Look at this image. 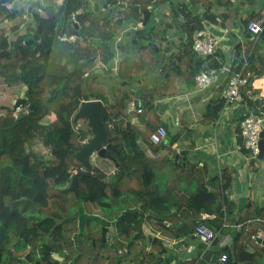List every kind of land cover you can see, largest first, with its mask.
Masks as SVG:
<instances>
[{
	"label": "trees",
	"instance_id": "trees-1",
	"mask_svg": "<svg viewBox=\"0 0 264 264\" xmlns=\"http://www.w3.org/2000/svg\"><path fill=\"white\" fill-rule=\"evenodd\" d=\"M55 1L42 0L40 7L37 4L40 10L46 11L45 16L38 12L32 14L41 28L39 40L25 44L30 35L22 33L14 39L11 48L7 47L4 36L7 32L5 21L14 18L16 11H8L5 3H0V50L8 49V53L0 57V78L8 87L20 82L30 84L25 95L27 114L21 118L22 114L0 108L4 111L0 114V264H159V255L165 253L166 249L158 238H154L152 247L155 249V245L159 246L156 253L147 250L141 224L146 219L168 236L175 239L184 237L182 229H166L162 221L165 210L170 209H160L159 205L165 207L166 203L175 200L191 208L192 214L187 215V219L191 221L193 229L197 222H202L215 233L227 232L228 229L223 226L228 216L225 195L219 190H208L199 182L188 199L181 190L183 180L188 178L185 172L196 175L198 170L189 169L171 158L168 177H156L152 166L154 160L145 155L142 144L158 148V145L149 142V135L157 126H164L169 133L159 119L158 104L155 102L160 97L175 94L174 79L184 75L189 84L192 81L196 83L195 75L202 69L211 70L218 66L210 63L202 68L201 64H195L193 34L204 26L203 19L213 18L212 7L228 9L231 2L187 0L190 7L185 2L175 7L176 0H125L128 4L152 1L154 5L168 3L172 11L177 8L180 14L179 17L175 12L180 27L179 42L166 40L164 33L158 32L153 22L148 29L131 34L130 45L136 57L131 60L125 56L117 64L116 73L110 77H115L116 82L110 86L102 79L96 61L109 63L111 67L114 51L128 50L115 46L117 35L114 38L109 33L112 24L107 20L100 22L90 18L82 36H74L70 42L63 41V48H57L54 43L57 30L62 33L66 31L63 12L66 11L69 16L72 10L85 6L84 0H63L59 5ZM51 4L58 6L57 12L51 11ZM262 5L264 8V3ZM192 7L203 10L193 14ZM129 12L135 13L132 10ZM254 16L251 13L244 19L245 27ZM171 21L174 22L173 19ZM153 38L160 41L159 47L165 45L166 53L174 47L177 50L169 53L161 62L148 45ZM259 41L264 42V29L248 55V68L255 75L264 74V59L257 53L261 45ZM51 47L53 49L49 50ZM159 61L158 74L153 76L152 88H148L146 77L153 75ZM240 65L233 63L232 71ZM108 71L113 73L110 68ZM137 81L140 83L135 88ZM88 99L101 102V111L109 125L110 142L116 146L115 151L109 152L117 165L109 178L93 166L91 176L78 178L76 195L69 189L74 173L66 177H61V174L68 169L78 170L81 167L75 153L80 144L88 139L90 130L86 119L73 121V117L81 101ZM132 102L134 107L130 109ZM223 103L221 97L207 105L204 114L207 121L219 116ZM138 108L140 112H137ZM51 113L52 119L42 122ZM133 118L144 124L143 130L134 126ZM78 123L80 126L75 129ZM237 134L242 143L240 127ZM175 139L176 135L169 138L172 142ZM33 145H42L49 156L35 150ZM254 159L257 157L250 160L252 167ZM161 178L167 179V189L156 188L154 182H162ZM203 178L205 175L201 174ZM191 182L190 177V182L185 185ZM227 182L226 178H222L223 184ZM184 191L187 192V189ZM169 194L170 197L167 196ZM80 208L87 213L91 212V208L102 211L105 220L114 222L113 232L109 233L106 225L85 228L91 219L80 220ZM148 210L162 217L148 216ZM204 213L211 217L203 218L201 214ZM174 214L178 218L177 212ZM242 214L243 222L249 216L264 219V208H257L254 203L248 202ZM144 215L146 218H143ZM95 220L99 221L97 218ZM243 234V228L236 232L232 247L223 252L227 257L229 253L232 254L229 264H264V246L258 245L251 238L252 233H249V243L253 246L250 250L245 246ZM218 241L217 236L213 241L214 246Z\"/></svg>",
	"mask_w": 264,
	"mask_h": 264
},
{
	"label": "crops",
	"instance_id": "crops-1",
	"mask_svg": "<svg viewBox=\"0 0 264 264\" xmlns=\"http://www.w3.org/2000/svg\"><path fill=\"white\" fill-rule=\"evenodd\" d=\"M60 1L57 0L58 3ZM229 1L231 2L230 8L214 6L210 9L213 18L203 19V25L208 27L219 38V43L213 54L201 56L196 53L195 56L197 59L195 64H201L202 68L208 67L210 63L218 65L211 69L212 75L209 85L205 89L199 90L195 82L192 81L189 84L187 76L181 75L175 78L173 83L174 89H176L175 94L160 97L155 102L158 104L157 114L159 119L166 125L169 131V133L167 132L166 142L158 145V148H154L150 144H142V148L145 149V155L154 160L152 166L156 177L158 175L159 177H168L167 170L171 158H174L175 161L181 163L183 166H188L189 169L195 168L198 170V175L197 173L196 175L193 173L190 175L185 172L188 178L186 181L183 180L182 185L184 184V186L181 190L188 199L198 187L197 184L199 182H202L208 190H219L220 193L225 195L227 200L225 208L228 210V216L227 219L225 218L223 226L228 231L221 234L217 232L218 243L215 246L212 243L205 250L204 245L194 235L191 221L187 219V215L192 214L190 207L185 206V203L178 200L166 203L167 206L165 204V207L159 205L160 209H170L165 210L163 215L164 219L162 221H164L166 229L178 228L185 232L184 237L175 239L164 234V230H158L157 226L150 223L149 220H143L141 229L144 234L143 240L147 250L156 253L159 246L155 245L157 246L155 249L152 247L154 238H158L162 243L161 246L166 249L165 253L159 255L161 258L159 264H229L230 261L228 262V260L232 258V254H228L226 261H221L219 258L228 247H232L235 233L242 230V228L244 230L243 240L246 242L245 246L247 248L250 250L253 248L249 243V233H252L251 238L255 239L258 245L263 246L256 241V237H258L256 235L260 231H264V219L249 216L245 217V222H243L242 211L248 202L254 203V206L257 208H264V158L261 156L260 158L257 157L258 160H252L253 167L251 166V159L248 158L247 150L239 142L237 129L239 128L240 120L249 112H255L258 109L264 112V74L255 75L251 84L241 87L243 94L241 102L222 107L219 116L212 121H207L204 117L207 105L212 100L221 98V91L227 83L229 76L226 68H231L233 63H240L246 54H250L254 41L251 39V35L247 31L243 21L251 13L256 14L259 9L263 8L262 4L264 3V0H256L255 2H250V0ZM21 2L24 4V10L30 14L33 8L32 5L37 6L38 4L39 6L42 0H27V2L26 0H22ZM180 2H185L190 7L187 0H176L175 7ZM39 7H37L38 11ZM190 9L193 14L203 10V8L197 9L194 7ZM154 12L156 13L155 16L159 17L157 20L154 16L153 24L156 30L163 32L166 40L178 43L180 27H178L177 22L179 21L175 14V12L179 13L178 9L176 8V11H172L171 5L165 3L164 5H154ZM173 14L177 18V21H174L172 18ZM178 15L180 17V14ZM128 22L134 25L132 19ZM129 23L125 24L131 26ZM131 34L128 32L122 35V32H120L117 35V39L114 42L115 46H123L128 50H115L114 56L111 59V67L103 61L101 62L106 68L97 67L99 73L102 74V79H105L110 86L115 85L116 78L110 77L116 71L112 70L113 73H108V68L112 69L114 64L117 66L125 56H128L131 60L136 57V52L130 45ZM155 45L158 49L156 51L153 50L161 62L166 59L169 53L177 50L174 47L166 53L164 51L165 45L161 47H159V44ZM261 46L257 53L264 59V51L261 49ZM160 61L153 75L146 77L148 88H152L154 83L153 76L158 74L161 65ZM159 79H161V76H159ZM137 82L134 83L135 88L139 86L140 81ZM2 86L5 87L3 83H0V88ZM132 123L137 128L144 129V124L136 118H133ZM174 135H176V139L172 142L169 138ZM109 151L108 153L110 154ZM176 154H178L177 159H175ZM97 161H99V169L105 173L106 177L112 176L117 165L115 160L100 157L95 162ZM91 164L92 167H97V163H92L91 161ZM201 174H204L205 178L201 179ZM222 175L224 176L222 177ZM190 177L192 182L189 185H185L188 181L190 182ZM222 178H226L228 182L223 184ZM161 179L162 182H154L156 188L160 189L164 187L162 189H167V179ZM196 180L197 183H195ZM185 189H187V192L184 191ZM167 196L170 197L171 194ZM93 209L91 208L90 213H87L84 208H80L78 211V215H81L80 220L91 219L89 223L85 224V228H98L100 225H106L109 233H112L114 222L105 220L103 212L100 210L99 214H95ZM176 212L178 218L174 214ZM146 215H152L158 219L162 217L161 214H157V212H153L152 210H148ZM201 215L203 218L211 217L206 213ZM96 218L99 221L95 220ZM143 218H146L145 215ZM93 223L97 227H94ZM256 231L257 233L253 234ZM188 239H190L189 242ZM119 258L121 259L122 255ZM122 264L132 263L126 262Z\"/></svg>",
	"mask_w": 264,
	"mask_h": 264
},
{
	"label": "built area",
	"instance_id": "built-area-1",
	"mask_svg": "<svg viewBox=\"0 0 264 264\" xmlns=\"http://www.w3.org/2000/svg\"><path fill=\"white\" fill-rule=\"evenodd\" d=\"M7 8L10 7V4L5 3ZM27 13V22H29L30 27H34V23L30 20L32 14ZM246 29L251 35V39L256 41L261 32L264 29V8H261L257 11L255 16L248 20L246 24ZM63 40H71L74 36L67 34L64 31L60 35ZM219 43V38L213 34L208 27H202L197 29L193 34L192 49L195 53L201 56H207L214 53L217 45ZM97 65L102 68H106L104 64L97 60ZM241 65L238 69L232 71L230 67L226 68V71L229 72L227 83L221 91V97L224 101L223 108L228 104L241 102L243 99V94L241 92V87H246L251 84L255 74L248 68V54H246L242 60ZM113 71L117 70V66L112 67ZM212 70H201L198 74L195 75L196 87L199 90L205 89L211 81ZM134 103L129 104V108L132 109ZM141 109L138 108L137 112H140ZM80 124L78 123L75 126V129H78ZM239 127L241 130L242 136V145L248 151V158L253 159L258 157L259 147V133L264 128V112L260 109L257 112H249L245 115L239 122ZM167 138V130L164 126H157L149 135V142L151 144L161 145L165 143ZM85 141V140H84ZM81 169V167L79 168ZM78 169V170H79ZM77 170H71V173H75ZM194 235L198 240L204 245V249L209 248L214 239L217 237L211 228L202 222H197L196 226L193 229ZM256 236L264 238V231H260ZM227 258L225 253H222L219 260L225 261Z\"/></svg>",
	"mask_w": 264,
	"mask_h": 264
},
{
	"label": "flooded vegetation",
	"instance_id": "flooded-vegetation-1",
	"mask_svg": "<svg viewBox=\"0 0 264 264\" xmlns=\"http://www.w3.org/2000/svg\"><path fill=\"white\" fill-rule=\"evenodd\" d=\"M57 5L61 4L58 3L57 0L55 1ZM36 3V2H35ZM127 4L128 2L125 0H84V6L85 8H77L75 10H72L71 15L70 16V26L69 27H65L66 28V32L68 33V29L71 28L74 24V19H73V13H80V12H84L85 11V15L83 17V23H79V26L77 28V32L79 33V36H82V33H84L85 31V27L89 26V19L93 18L94 20H99L100 22H104V21H108L110 24H112V29L109 30V33L112 34L113 36L118 35L120 32H122V35L125 33H132L135 34L141 31H144L145 29H148V27L152 24V22H154V16L156 15V13L154 12V2H149V3H135L132 5H138L139 10L140 9H148L149 10V16L148 19L146 20V23L143 25V19L144 16L140 11H135V13H131L129 12V10L131 9H126L127 8ZM35 6V5H32ZM34 8V7H33ZM32 8V12H38L37 10H34ZM8 11L12 12V11H16V15L14 18H11L9 21H5V28L7 29L6 34L4 35L6 37L7 40V47L11 48L14 44V39L22 34V33H27L30 35V37L36 32L37 30V24L35 22V26L34 27H30L29 26V22H26L25 20H20L18 18L19 15V10L20 9H24V7H17L15 4L11 3L10 7L7 8ZM33 14V13H31ZM41 15V12H40ZM67 16V12H66V16H64V12H63V25L66 26V22L68 21V17ZM32 19L33 15H32ZM133 21L134 25L132 23H129L128 21L131 20ZM122 20L121 24L119 23V21ZM117 25L114 26L113 25ZM124 23H129L131 24V26H128V24H124ZM1 26V25H0ZM16 26V28H14ZM114 26V27H113ZM203 27H206L205 25ZM64 32V31H63ZM39 35V38L41 37L40 32H36ZM62 32H59V29L57 30V33L55 35V46L57 48H63V40L60 37V34ZM11 38V39H9ZM39 38L35 41H38ZM1 41V40H0ZM58 42V44L56 43ZM15 86L20 85V88L18 90L14 91L20 92V98H26V102L25 103H21L19 105V107L13 111L16 114H22L20 115V117L22 118L25 114H27V108H25V112L22 113L20 111V108L23 106L27 107V97H25V95L27 94V87L30 85L29 83L25 84L24 82H20L18 84H14ZM13 86V87H15ZM15 93V101L18 99L17 94ZM14 101V102H15ZM1 105V104H0ZM52 114V113H51ZM50 115V114H49ZM48 116V115H47ZM86 140V139H85Z\"/></svg>",
	"mask_w": 264,
	"mask_h": 264
},
{
	"label": "water",
	"instance_id": "water-1",
	"mask_svg": "<svg viewBox=\"0 0 264 264\" xmlns=\"http://www.w3.org/2000/svg\"><path fill=\"white\" fill-rule=\"evenodd\" d=\"M11 3L12 0H0V3ZM127 8L131 10H137L140 11L143 16V25L146 23V20L149 16V10L148 9H140L138 5H132L127 4ZM85 15L84 12L80 13H73V19L74 24L71 28H69L67 31L70 35L79 36V33L77 32V28L79 26V23H83V17ZM64 16H66V11H64ZM172 18L174 21H177V18L175 15H172ZM122 20L119 21L121 24ZM36 32H41V28L39 25H37ZM34 33L29 39L24 41L25 44H30L33 41L37 40L39 38V35L37 33ZM55 43V42H54ZM148 45L153 48L155 51L158 49L156 48V45L152 42H148ZM53 49L51 47L49 50ZM8 53V49L0 50V57H3L5 54ZM18 96V99L14 102V104L9 107L6 105H0V108L5 110H11L15 111L21 103L26 102V98H20V92L16 93ZM15 96V94H14ZM79 119H86L87 126L90 130V136L88 139L83 141L80 144V148L75 153V158L80 162L81 169L77 170L70 182L69 189L77 195V184H78V178L81 176H91L92 175V164H91V158L95 155L97 157H106L111 158L114 160L113 157L108 153V150L115 151L116 146L113 145L110 142L109 137V125L108 122L105 120V116L103 112L101 111V102L98 99H88V100H82L77 111L74 114L73 121H77ZM16 124V123H15ZM258 147H259V153L258 158H260L264 152V128L259 133V140H258ZM178 158V154L175 155V159ZM256 241L258 243H261L264 246V239L262 237H256Z\"/></svg>",
	"mask_w": 264,
	"mask_h": 264
},
{
	"label": "rangeland",
	"instance_id": "rangeland-1",
	"mask_svg": "<svg viewBox=\"0 0 264 264\" xmlns=\"http://www.w3.org/2000/svg\"><path fill=\"white\" fill-rule=\"evenodd\" d=\"M22 0H14L13 1V4H15L17 7H20V4H22V2H21ZM62 1L63 0H61L60 2L62 3ZM256 1V0H255ZM26 2H27V0H26ZM51 2H52V0H51ZM50 2V3H51ZM59 2V3H60ZM24 4H22L21 6H23ZM51 6H52V8H51V11H54V12H57L56 10H58L59 8H58V6L56 5V4H51ZM7 7V6H6ZM37 7L38 6H34V10H37ZM19 15H18V18L20 19V20H25L26 22H27V13H26V11L25 10H23V9H20L19 11ZM40 12H41V16H45L47 13H46V11H41L40 10ZM71 15V14H70ZM155 18L158 20V16L156 17L155 16ZM9 21V20H8ZM70 24H71V22H70V16L68 17V21L66 22V26L65 27H69L70 26ZM125 24V23H124ZM0 25H1V23H0ZM0 36H1V34H0ZM114 38H115V36H114ZM9 39H11V38H9ZM114 41H115V39H114ZM68 42H70V40L68 41ZM111 43L113 42V39H112V41H110ZM151 42H154L155 44H159L160 45V41L157 39V38H153L152 39V41ZM254 43V42H253ZM260 44H262V41L260 42L259 41V45ZM261 46V45H260ZM261 49L264 51V43L262 44V46H261ZM107 65H109V63L107 64ZM106 79H108V78H106ZM104 81L106 82V80L104 79ZM0 83H3L2 82V79L0 78ZM12 86H15V85H12ZM20 88V85H17V86H15V87H8V85L7 86H2L1 88H0V104L1 105H6V106H9V107H11L13 104H14V101H15V99H14V94H15V91H14V89L15 90H18ZM26 108V106H23V107H21L20 108V111L22 112V113H24L25 112V109ZM2 112H4V111H2V110H0V114L2 113ZM52 117H53V114H50V115H48V116H46L43 120H42V122H48V121H50L51 119H52ZM88 136H90V135H88ZM166 142V141H165ZM33 148L35 149V150H38V151H40V152H42L45 156H49V153H48V150L47 149H45L42 145H37V146H34L33 145ZM96 159H100V157H97V156H93L92 158H91V161H92V163H97L96 164V166L99 168V161H97V162H95L96 161ZM258 160V159H257ZM70 174H71V171H70V169H68L66 172H63V174H61L60 176L61 177H66V176H70ZM93 211H94V213L96 214H99L100 213V211L98 210V209H96V208H94L93 209ZM244 263V262H243ZM240 264H242V263H240Z\"/></svg>",
	"mask_w": 264,
	"mask_h": 264
},
{
	"label": "clouds",
	"instance_id": "clouds-1",
	"mask_svg": "<svg viewBox=\"0 0 264 264\" xmlns=\"http://www.w3.org/2000/svg\"><path fill=\"white\" fill-rule=\"evenodd\" d=\"M13 1H14V0H12V2H11V3H13ZM62 2H63V1H62ZM4 3H7V2H4ZM11 3H8V4H11ZM20 7H22V6H20ZM33 7H34V6H33ZM23 10H24V9H23ZM31 13H33V12L31 11ZM30 21H31V22L33 21L32 23H34V25H35V21H34V19H32V18H31V20H30ZM72 36H74V35H72Z\"/></svg>",
	"mask_w": 264,
	"mask_h": 264
}]
</instances>
